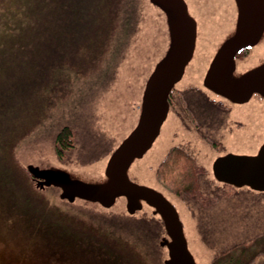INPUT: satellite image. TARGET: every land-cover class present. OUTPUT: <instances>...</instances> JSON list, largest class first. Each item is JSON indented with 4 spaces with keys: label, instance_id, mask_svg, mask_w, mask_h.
I'll return each mask as SVG.
<instances>
[{
    "label": "rangeland",
    "instance_id": "rangeland-1",
    "mask_svg": "<svg viewBox=\"0 0 264 264\" xmlns=\"http://www.w3.org/2000/svg\"><path fill=\"white\" fill-rule=\"evenodd\" d=\"M189 1L202 12L201 32L210 36L206 45L210 42L215 45L217 36L209 34L208 28L221 23V31L230 27L225 13L228 0ZM78 2L0 0V133L10 121L24 119L28 105L36 100L28 93L32 87L26 88L30 82L34 84L32 77H38L40 70L32 59L38 50L33 44L35 33L30 28L34 20L32 7L44 5L43 13H46L52 4L73 6ZM124 9L123 23L114 34L110 50L97 65L91 66L94 68L85 63L83 70L56 66L52 62L53 52L49 53L51 47L46 45L41 53L48 64L46 67L52 70L53 76L65 74L62 82L52 78L42 86L49 96L46 95V100L37 99L35 105L43 112L28 126L21 124L20 133L25 137L21 134L17 146L12 147L10 162L5 156L9 154L8 149L5 154L0 136V264H100L102 257L107 261L103 264H125L118 254L121 251L106 243L101 246L92 237L70 232L69 240L65 241L57 236L55 229L51 233L52 220L37 213L28 196L16 188L21 172L13 165L14 160L19 164L66 165L83 176H90L89 179L99 178L112 151L134 126L145 78L167 44V26L149 0H128ZM52 37L48 36L47 40ZM188 77L197 78L195 74ZM193 99L200 113L208 115L214 110L201 96ZM63 126L70 127L73 136L70 148L60 154L56 135ZM261 126L252 153L264 142L263 122ZM149 152L152 153L147 154L146 159L133 163L130 177L138 183L160 188L177 204L190 248L200 264H213L215 256L233 246L234 253H240L244 251L241 243H256L252 239L264 233V191L249 186L229 187L204 179L200 194L189 196L194 199L190 206L182 196L166 188L175 185L174 182H166L164 177L165 186L156 180L157 166L152 165L155 152ZM184 168L176 165L174 177L180 178L178 174ZM59 193V189L48 187L42 195L78 219L100 227L127 254L141 257L142 263L164 264L168 251L160 241L166 231L152 211L130 214L123 199L112 208L84 200L72 203L60 199ZM258 242L260 248L245 247L248 255L264 248V240ZM252 264H264V255L258 256Z\"/></svg>",
    "mask_w": 264,
    "mask_h": 264
},
{
    "label": "water",
    "instance_id": "water-1",
    "mask_svg": "<svg viewBox=\"0 0 264 264\" xmlns=\"http://www.w3.org/2000/svg\"><path fill=\"white\" fill-rule=\"evenodd\" d=\"M149 2L167 26V44L145 78L134 126L112 151L99 178L89 179L66 165H23L36 188L57 187L59 197L68 202L84 200L112 208L123 199L130 214L151 207L166 230L160 241L168 251L164 264H200L190 248L177 204L160 188L133 180L130 168L153 146L169 114V94L189 74L235 102H245L255 92L264 98V0H228L225 13L230 27L221 31V23L213 32L208 28L209 34L217 36L215 45H206L210 36L201 32L203 15L193 8V1ZM249 46L259 56L241 65L236 54ZM212 168L219 181L264 191V142L255 153L220 156Z\"/></svg>",
    "mask_w": 264,
    "mask_h": 264
},
{
    "label": "trees",
    "instance_id": "trees-1",
    "mask_svg": "<svg viewBox=\"0 0 264 264\" xmlns=\"http://www.w3.org/2000/svg\"><path fill=\"white\" fill-rule=\"evenodd\" d=\"M131 3V2H130ZM128 4V0H79L78 4L73 6H65L61 4H52L47 7L46 13H43V9L46 8L44 5H35L33 6V18L32 31L35 33L33 37V44L37 47V51L32 55L34 64L37 65L39 74L38 77H32L34 84L30 82L26 86L32 87L28 93L34 95L37 99L45 98L46 94L43 92V87L47 82L52 78H58L57 82H62L64 75L56 77L51 75L52 70L49 67H46L48 64L44 61L41 53L43 52L46 45L51 47L50 52H53L51 56L52 62L56 66H69L70 69L77 68L78 70H83L82 66L85 63V66L89 68L94 64L97 65V62L103 58L105 54L110 50L112 46V41L114 39V34L117 29L120 27V24L123 23L121 19L123 11ZM48 36H53L48 39ZM54 36H57L56 39ZM44 66L46 67L44 69ZM44 72V75H42ZM40 89H42L40 91ZM39 93V95H36ZM49 96V95H48ZM36 100L32 104L28 105L26 109V114L24 119L18 118L17 122L10 121L8 124H5V129L0 133L1 145L8 153L6 158L8 161H11L13 157L12 147L17 146V141L20 138V126H28L31 122L37 117L38 113H42V108L36 109ZM27 101V100H26ZM34 112V114H32ZM21 116V115H20ZM23 135V134H22ZM72 129L68 126H63L56 135V146L60 154L63 153L64 149L70 148L72 145ZM25 135H23V138ZM61 157V156H60ZM7 162V161H6ZM18 167L20 174L17 189L25 193L30 199V205L35 207V211L39 213L42 217L52 220L53 224L51 233L54 232V229L58 237H62L65 241H68L70 238V232L74 235L81 234L84 236L92 237L96 242L101 246L102 243H106L109 246H113L121 253L118 254L123 258L125 264H145L142 263L144 260L136 256L135 254L131 256L127 254L123 248L118 247L112 239L106 235L100 227L93 226L91 223L84 220H80L76 215L70 214L58 205L52 204L49 202L45 195H42L44 191L36 188L31 175L25 169L23 164L15 162ZM166 170L163 172L164 175H160L161 178L168 179L171 176H174L175 166L166 165ZM18 172V171H17ZM171 176H170V175ZM179 175V174H178ZM173 177L172 182L175 185H167L166 187L172 191H178L182 189L184 192H189L194 194L198 190V184L196 183V176H192L184 184V180L181 178ZM180 177V176H179ZM183 185V187H182ZM186 185V187H184ZM55 222V224H54ZM92 225V226H91ZM264 234V233H262ZM262 234L257 235L252 240L256 243L245 242L241 243L240 248L244 247V251L240 253H234L235 247L228 249L226 252H223L213 258V264H252L256 261L258 256L264 254V248L258 250L251 255H248V250L245 248L247 246H256L260 248V239ZM79 238V237H78ZM104 246H106L104 244ZM100 249V248H99ZM125 253L127 258H125ZM106 258L102 257L99 260L100 264H103ZM84 260V259H83ZM85 261V260H84ZM107 262V261H106ZM108 262H112L108 261Z\"/></svg>",
    "mask_w": 264,
    "mask_h": 264
},
{
    "label": "flooded vegetation",
    "instance_id": "flooded-vegetation-1",
    "mask_svg": "<svg viewBox=\"0 0 264 264\" xmlns=\"http://www.w3.org/2000/svg\"><path fill=\"white\" fill-rule=\"evenodd\" d=\"M258 53L250 46L244 47L236 54V60L241 65H246L255 61ZM195 96H201L214 110L208 112V115L200 113L193 99ZM169 107L161 133L140 160L146 159V155L152 153L149 151L155 152L152 165L157 166L155 178L162 184L163 178L160 175L165 174L163 172L166 165L185 167L179 176L184 184L190 177L192 179V176H196L198 190L194 194H200L199 188L204 179L206 182L218 181L230 187L231 185L217 179L213 172V163L218 157L228 153H252L251 150L260 137L258 132L262 122L264 126V98L255 92L249 100L235 102L211 91L198 78L186 76L171 90ZM242 150L247 151L241 152ZM173 177L164 181H172ZM170 191L182 196L187 201L185 204L193 205L194 199L189 197L192 193L182 189ZM150 211L146 207L141 210L142 213ZM154 217L160 220L163 230L166 231L162 219Z\"/></svg>",
    "mask_w": 264,
    "mask_h": 264
}]
</instances>
